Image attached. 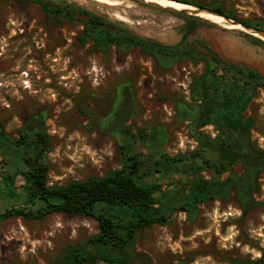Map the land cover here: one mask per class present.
<instances>
[{
	"label": "rangeland",
	"instance_id": "obj_1",
	"mask_svg": "<svg viewBox=\"0 0 264 264\" xmlns=\"http://www.w3.org/2000/svg\"><path fill=\"white\" fill-rule=\"evenodd\" d=\"M54 1L86 9L109 21L123 22L135 34L165 45L180 43L187 29L195 25L182 16L200 19L207 24L196 28L192 39L208 44L226 60L264 76V45L248 37L263 44L264 41L231 28L225 20H205L135 0H123L120 6L91 0ZM195 1L204 6H222L240 19L264 25V0ZM82 30L80 22L45 14L34 0H0V46L7 42L9 48L7 54L0 56V124L18 138L26 118L34 112L43 114L51 137L46 155L50 184L104 177L121 167L123 140L111 130L112 124L107 128L105 125L126 97L124 85L130 87L127 125L134 135L150 139L138 138V152L155 160L161 154L177 157L196 151L199 144L191 134L192 121L184 120L181 106L195 104L191 86L194 78L204 72V64L174 61L161 68L139 50L120 53L113 48L100 53L91 44L81 45ZM248 116L256 120L252 141L264 149V89L253 101ZM202 131L213 138L217 135L212 126ZM4 165L0 157V171ZM242 173L239 164L221 179ZM202 175L207 179L217 177L208 170ZM160 180L163 191L173 193L186 186L187 177L177 174ZM22 185L23 180L18 178V193ZM260 185L255 199L264 204V174ZM20 204V200L3 195L0 213ZM98 232L95 219L67 214H54L43 221L23 217L2 220L0 264H49L67 246ZM136 249L155 264H234L245 258L258 261L264 249V205L244 216L232 194L228 201L199 206L192 215L176 213L164 226L143 229Z\"/></svg>",
	"mask_w": 264,
	"mask_h": 264
},
{
	"label": "trees",
	"instance_id": "obj_2",
	"mask_svg": "<svg viewBox=\"0 0 264 264\" xmlns=\"http://www.w3.org/2000/svg\"><path fill=\"white\" fill-rule=\"evenodd\" d=\"M34 1L49 16L80 22L83 30L79 42L82 46L91 44L97 52L106 54L113 48L120 53L139 50L161 68H167L174 61L203 63L204 72L194 78L191 86L195 104L181 106L184 120L192 121L191 134L199 148L177 157L161 154L155 160L138 152V138L150 139L142 134L134 135L127 125L130 87L124 85L126 97L105 125L107 128L112 124L111 130L117 131L123 140L121 167L104 177L51 185L46 160L51 137L43 114L34 112L26 118L18 138L8 134L0 124V157L5 161L0 171V198L6 195L21 201L18 207L0 213V221L15 217L43 221L54 214H67L98 222L99 232L95 236L67 246L49 264H155L136 249L143 229L164 226L179 212L192 215L201 205L228 201L232 194L244 216L264 205L255 199L264 174V149L252 141L256 120L248 116L253 101L264 89V76L255 69L226 60L208 44L192 39L193 31L207 22L182 16L195 25L187 29L180 43L165 45L135 34L123 22L109 21L66 2ZM175 1L208 9L264 31L263 24L240 19L222 6H204L195 0ZM208 126L214 127L216 137L202 131ZM239 164L243 167L239 177L231 175L221 179ZM207 170L218 178L204 177L202 172ZM177 174L187 177L186 186L173 193L163 191L160 179ZM18 178L23 180L20 193L15 187ZM234 264H264V249L260 260L238 259Z\"/></svg>",
	"mask_w": 264,
	"mask_h": 264
},
{
	"label": "water",
	"instance_id": "obj_3",
	"mask_svg": "<svg viewBox=\"0 0 264 264\" xmlns=\"http://www.w3.org/2000/svg\"><path fill=\"white\" fill-rule=\"evenodd\" d=\"M66 1H72V0H66ZM135 1L144 3V4L152 6V7H157V8H160L162 10L173 11L175 13L190 15V16H194V17H198V18H202V19H205V18L199 16V14L202 13V12L213 14V15L221 17L223 20L229 22L231 25H240V26H242L244 28V29H242V31H245L248 34H250V35H252L254 37H257L259 39H262L264 41V31L259 30V29H255L253 27L246 26V25H244V24H242V23H240L238 21H235L233 19H229V18H227V17H225L223 15L214 13V12L208 10V9H205V8H199V7L192 6L190 4L183 3V4H186V5H189V6H192V7L196 8V10L195 11L194 10H182V11H179V10H175V9H172V8L162 7L161 5H158V4L149 3V2H146L144 0H135ZM173 1H175V0H173ZM179 3H182V2H179ZM205 20H208V19H205Z\"/></svg>",
	"mask_w": 264,
	"mask_h": 264
},
{
	"label": "bare ground",
	"instance_id": "obj_4",
	"mask_svg": "<svg viewBox=\"0 0 264 264\" xmlns=\"http://www.w3.org/2000/svg\"><path fill=\"white\" fill-rule=\"evenodd\" d=\"M91 1H94L97 3H104V4H113V5H117V6L122 5V3L124 2L123 0H91ZM144 1L149 2V3L158 4V5H161L162 7H166V8H168V6H170V7L172 6L173 8L177 9V6H179L180 7L179 9H181V10H194V11L196 10V8H194L192 6H189L186 4H181V3L176 4L172 0H144ZM199 16H201L205 19L211 20V21H215V22L223 21V19L221 17L213 15V14L205 13V12L200 13ZM229 26H231V28H233V29L234 28H239L240 30L244 29L240 25H234V26L229 25Z\"/></svg>",
	"mask_w": 264,
	"mask_h": 264
},
{
	"label": "flooded vegetation",
	"instance_id": "obj_5",
	"mask_svg": "<svg viewBox=\"0 0 264 264\" xmlns=\"http://www.w3.org/2000/svg\"><path fill=\"white\" fill-rule=\"evenodd\" d=\"M2 38H5V37L2 36ZM5 41H7V40L5 39ZM0 50H2V52H0V56H4V54H7L8 53L9 48H8L7 42H6L5 46H3V47L0 46ZM1 74L4 75L3 72Z\"/></svg>",
	"mask_w": 264,
	"mask_h": 264
},
{
	"label": "built area",
	"instance_id": "obj_6",
	"mask_svg": "<svg viewBox=\"0 0 264 264\" xmlns=\"http://www.w3.org/2000/svg\"><path fill=\"white\" fill-rule=\"evenodd\" d=\"M26 82V81H25ZM27 84H29V82H27Z\"/></svg>",
	"mask_w": 264,
	"mask_h": 264
}]
</instances>
